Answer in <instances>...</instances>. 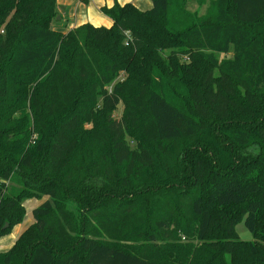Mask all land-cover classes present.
I'll use <instances>...</instances> for the list:
<instances>
[{
  "label": "trees",
  "instance_id": "1",
  "mask_svg": "<svg viewBox=\"0 0 264 264\" xmlns=\"http://www.w3.org/2000/svg\"><path fill=\"white\" fill-rule=\"evenodd\" d=\"M151 2L0 0V264H264V0Z\"/></svg>",
  "mask_w": 264,
  "mask_h": 264
},
{
  "label": "crops",
  "instance_id": "2",
  "mask_svg": "<svg viewBox=\"0 0 264 264\" xmlns=\"http://www.w3.org/2000/svg\"><path fill=\"white\" fill-rule=\"evenodd\" d=\"M115 1L123 5L125 3H132L134 6L141 10H148L152 7L151 0H57V10L61 12L64 17V22L60 24L57 30L65 32L73 27L79 26L84 23H90L94 26L109 27L112 21L109 17L101 12V7H111ZM28 199L25 203L30 201ZM41 202L38 201L36 204L31 205L29 210L38 206ZM27 207H25V215ZM25 218V216H24ZM24 220V219H23ZM33 223L32 220L22 221L13 227L11 232L0 238V252L7 251L20 236V234Z\"/></svg>",
  "mask_w": 264,
  "mask_h": 264
},
{
  "label": "rangeland",
  "instance_id": "3",
  "mask_svg": "<svg viewBox=\"0 0 264 264\" xmlns=\"http://www.w3.org/2000/svg\"><path fill=\"white\" fill-rule=\"evenodd\" d=\"M186 1H187V8L190 11H192V12L193 11H197V14L200 15V16H204V18L211 19L215 15V7L212 6L211 0H186ZM201 1H204L203 2V5L198 6L199 2H201ZM63 22H64V17L62 16L61 12H58V10H57V15H55V17L51 19L49 26L51 28H54V29L57 30V28ZM67 31H65V32H67ZM65 32H63V33H65ZM219 56H220V58H222V57H229V56H231V53H229L227 55L221 54ZM152 59H153V62H154L152 66H154L157 70H159V71H156L155 70L157 73H160V65H161V62H162L161 56H154L153 55L152 56ZM152 69L153 68L146 67V75L148 77H150V74L152 73ZM122 74H124V72L123 73L121 72L120 75L117 76L115 78V80L112 81L111 85L114 84L116 81L120 80L121 77H122ZM110 88H111V86H110ZM121 110H122V107L121 106H118L117 107V110L115 112V116L116 117H119L120 116ZM84 127L85 128H88L89 125L86 124V125H84ZM80 152H82V151H80ZM177 153L179 154V150L177 151ZM177 153H175V154H177ZM45 198L46 197H44V196L41 197V199L40 198L39 199L33 198L30 201H28L27 203H25V207H27V212H26V215H25V218H24L23 221L26 222L28 220H32V211L29 210V207L31 205L36 204L38 201H40V202L43 201ZM68 208L70 210H73L75 207H74L73 204H69L68 205ZM236 231H237L238 236H239V238L241 240L248 241V240H252L253 239L251 233L246 229V227L244 226V223L243 222H240V223L237 224Z\"/></svg>",
  "mask_w": 264,
  "mask_h": 264
},
{
  "label": "water",
  "instance_id": "4",
  "mask_svg": "<svg viewBox=\"0 0 264 264\" xmlns=\"http://www.w3.org/2000/svg\"><path fill=\"white\" fill-rule=\"evenodd\" d=\"M7 225L5 224V226L4 227H6Z\"/></svg>",
  "mask_w": 264,
  "mask_h": 264
},
{
  "label": "built area",
  "instance_id": "5",
  "mask_svg": "<svg viewBox=\"0 0 264 264\" xmlns=\"http://www.w3.org/2000/svg\"><path fill=\"white\" fill-rule=\"evenodd\" d=\"M126 34H127V32H126Z\"/></svg>",
  "mask_w": 264,
  "mask_h": 264
}]
</instances>
